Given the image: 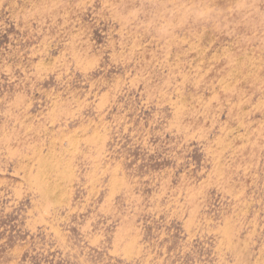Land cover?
Listing matches in <instances>:
<instances>
[{"label": "rangeland", "instance_id": "rangeland-1", "mask_svg": "<svg viewBox=\"0 0 264 264\" xmlns=\"http://www.w3.org/2000/svg\"><path fill=\"white\" fill-rule=\"evenodd\" d=\"M0 264H264V0H0Z\"/></svg>", "mask_w": 264, "mask_h": 264}]
</instances>
